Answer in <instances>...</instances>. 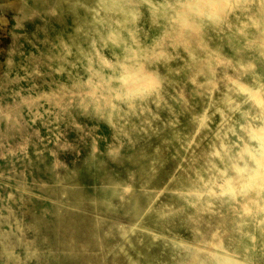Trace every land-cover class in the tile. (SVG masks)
Returning <instances> with one entry per match:
<instances>
[{
    "label": "clouds",
    "instance_id": "clouds-1",
    "mask_svg": "<svg viewBox=\"0 0 264 264\" xmlns=\"http://www.w3.org/2000/svg\"><path fill=\"white\" fill-rule=\"evenodd\" d=\"M58 17H71L73 32L57 37L48 59L67 80L37 95L15 92L29 119L0 110L20 133L15 146L0 144V160L43 157L24 128L67 116L80 130L76 112L113 132L89 163L131 167L87 199L89 212L79 174L61 173L59 153L74 149L56 134L54 148L44 145L52 159L39 186L70 213L90 216L89 239L54 249L43 226L17 221L0 232V264H20L19 248L37 264H149L142 247L164 256L153 255L155 264H264V0H45L25 13ZM97 154L105 159L97 163ZM8 179L0 173V187ZM17 191L35 195L23 182Z\"/></svg>",
    "mask_w": 264,
    "mask_h": 264
},
{
    "label": "rangeland",
    "instance_id": "rangeland-1",
    "mask_svg": "<svg viewBox=\"0 0 264 264\" xmlns=\"http://www.w3.org/2000/svg\"><path fill=\"white\" fill-rule=\"evenodd\" d=\"M44 5L45 0H26V3L25 0H0V110L8 112L10 108H15V114L22 123L29 119V116L22 107H16L19 104V97L15 96L16 91H20L24 96L37 95L55 89L61 81L67 80L66 76H57L52 71L55 62L48 57L55 54L52 44L57 42V37L63 36L67 39L72 34L73 21L71 17L31 21L25 19L28 7L41 8ZM34 69H38L41 75H35ZM20 77L24 79L21 80ZM40 111L43 112L44 108ZM72 115L81 123L80 130L71 126L70 117L67 116L63 121H56L54 116H46L43 120H37L35 125L24 128L23 134L31 136L33 143L44 150L43 157L32 155L31 160L14 165L0 160V173L9 176L8 181L0 187V198H3L0 199V232L10 233L17 221H23L24 225L29 226L38 224L43 226L50 236L51 246L58 250L66 247L71 241L82 242L89 239L90 216L70 213L57 201L55 191L44 192L39 186L40 180L47 178V166L52 159L44 145L46 144L48 149L54 148L51 141L55 140L56 134H62L61 141L66 140L72 146L73 151L59 153L60 160L67 165L61 169V173L66 176L71 173L79 174V183L84 185L85 189L82 193L85 197L83 207L89 212L91 206L87 199L93 195H103L100 191L101 186L112 178L124 177L126 169L131 165L127 161L122 166L108 163L107 167L99 170L92 166L89 163L92 147L98 146L103 152L107 144L113 142V132L102 122L84 120L76 112ZM13 136L15 139H12ZM19 138L20 133L10 130L0 117V144L11 143L15 146ZM148 143L147 137L142 138L136 150L147 147ZM81 150L82 154H77ZM3 151L4 149H0V153ZM131 154V151L126 150V155ZM101 159L105 157L97 154V163ZM75 181L76 177H72L70 183ZM20 182L30 186L35 195L22 196L17 191ZM9 193L13 194L14 200L10 202V206H5L3 200ZM41 196L43 202L39 199ZM120 215L122 216V212ZM40 247L44 250L48 245L40 244ZM3 251L0 249V259ZM141 251L150 258L149 264H155V261L151 260L153 255L161 262L164 259L157 250L149 252L146 247H142ZM17 259L20 260V264H37L36 261L25 259L23 248L17 249ZM10 264H15V261H11ZM39 264H49V260L42 259ZM108 264H122V261L120 258L110 257ZM141 264H145V261Z\"/></svg>",
    "mask_w": 264,
    "mask_h": 264
}]
</instances>
